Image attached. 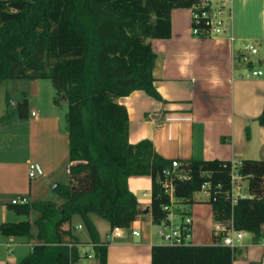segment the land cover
Wrapping results in <instances>:
<instances>
[{"label": "trees", "instance_id": "16d2710c", "mask_svg": "<svg viewBox=\"0 0 264 264\" xmlns=\"http://www.w3.org/2000/svg\"><path fill=\"white\" fill-rule=\"evenodd\" d=\"M202 0H0V80L50 79L53 101L66 96L69 137V181L54 191L62 199L10 204L19 215H40L0 223V234L36 238L17 264H70L81 258L84 243L64 228L81 216L98 264H107V244L90 218L129 229L144 212L129 188L131 175L152 177V221L162 224L171 204L165 182L174 186L173 205L193 204L208 192L214 222L212 244L152 246V264H233L235 248L223 244L230 227L264 234V159L234 164L221 159H188L177 167L159 154L150 139L129 140L128 110L118 101L134 90L160 98L154 86L156 52L150 39L172 35V11L194 8ZM207 18H192L199 36H207ZM29 114L27 94L16 111L0 114V122ZM264 125V110L258 116ZM248 179L246 196H234L233 174ZM206 185V187H203ZM74 245L69 246L68 243Z\"/></svg>", "mask_w": 264, "mask_h": 264}, {"label": "crops", "instance_id": "0c3cea01", "mask_svg": "<svg viewBox=\"0 0 264 264\" xmlns=\"http://www.w3.org/2000/svg\"><path fill=\"white\" fill-rule=\"evenodd\" d=\"M240 1L242 19L236 22L231 9V20L227 19L222 32L207 36L194 33L192 7L173 9L171 37L150 39L156 52L154 86L160 98L134 90L118 99L128 110L130 142L150 139L159 154L179 162L221 159L237 164L243 159H264V125L257 119L264 110V75L249 76L252 69L264 67V4L259 6L261 28L256 32L250 27L254 0ZM251 38L258 43H250ZM251 45L257 53L251 52ZM243 54L250 55L251 61H244ZM24 80L28 117L0 122V223L28 217L32 221L31 214L22 218L15 213L9 206L12 200H38L55 192L58 182L69 181L68 129L60 105L53 101L54 89L41 83L43 79ZM31 163L37 166L39 177H30ZM236 182L234 195H249L248 179L239 176ZM128 185L144 210L132 223L140 230L139 236L128 230L123 237L110 239V224L105 229L100 216L91 213L90 218L107 244V264H152V246L165 244L159 235L162 225L152 221L150 211L152 177L131 175ZM200 192L195 194L198 202L173 208L193 219L190 243L212 244L214 228L223 226L214 222L208 192L206 196ZM54 201L62 199L57 196ZM71 223L64 228L72 231ZM79 225L77 229L82 228ZM263 237L243 231L233 264H264ZM89 240L78 245L80 255L81 245L93 248ZM37 241L0 234V264H17Z\"/></svg>", "mask_w": 264, "mask_h": 264}, {"label": "built area", "instance_id": "2783aa9c", "mask_svg": "<svg viewBox=\"0 0 264 264\" xmlns=\"http://www.w3.org/2000/svg\"><path fill=\"white\" fill-rule=\"evenodd\" d=\"M214 1H217L216 3ZM228 2H225L224 0H202L199 5L194 6V8H201L203 11L201 14L197 11H193V17L196 18L197 21H199L200 15L207 18V25H209L208 33H220L223 30L224 24L227 21L226 14V5ZM194 33H198L199 29L198 27L193 26ZM252 53H257L258 49L257 47H254L253 45L250 46ZM243 60L246 62H250L251 58L248 54H243L242 56ZM264 75V67H259L257 69H252L249 76H262ZM180 164L178 160H173L172 165L174 167H177ZM37 172V166L34 163L30 164V177H35ZM239 175L237 173L233 174V188L232 193L234 195V186L237 184L236 180ZM165 186L167 191L170 194V200L171 204L165 205V209L169 210V217L166 222L162 223V227L159 230V235L161 236L163 242L168 245H186L190 243V239L192 238V225H193V219L189 213L186 214H178L174 208H173V199H174V186L172 181L165 182ZM203 187H206V185H203ZM235 196V195H234ZM29 202V200L25 197H22L20 199H13L12 204H25ZM179 215L181 216V219L179 221H176L177 217ZM79 227H82V225H79ZM131 230L132 234L135 236H139L141 234L140 230L135 228L131 225L129 229H126L125 227H119L116 226L113 229H111V232L109 234V238H121L124 236L125 232ZM243 236L242 230H236L233 227H230L227 230L226 235L223 238L222 243L229 245L233 248H235L239 242V240ZM264 241V237H263ZM69 246L74 245L73 242L68 243ZM79 245V244H77ZM85 257H92L90 253H86L84 255ZM70 264H74L71 262Z\"/></svg>", "mask_w": 264, "mask_h": 264}, {"label": "rangeland", "instance_id": "374dc122", "mask_svg": "<svg viewBox=\"0 0 264 264\" xmlns=\"http://www.w3.org/2000/svg\"><path fill=\"white\" fill-rule=\"evenodd\" d=\"M215 3L217 1H214ZM242 2L240 0H233L229 1L228 4L226 5V14L225 16H227L228 22L231 20V9H233V17L234 20L237 22L240 19H242V7H241ZM262 4H264L263 0H254L252 1L251 4V13L252 14V25H250V27L256 31V32H260V28H261V23L258 19V13L260 11V7ZM233 7V8H232ZM260 16V15H259ZM250 43H255L257 44V40L255 38H251L250 39ZM26 80L24 79H7V80H0V114L3 115L5 114L8 110H13L16 111L17 107H18V102L20 100H22L23 98V84L25 83ZM41 83H47L48 86L50 87V89H54V94H55V88L53 86V83L50 79H43L41 80ZM60 107L59 109L62 112V117H63V121L66 122L67 124V111H68V105L60 103L59 104ZM40 173L36 172V177H39ZM55 183L52 184V186ZM52 189V188H51ZM207 192L206 191H201L199 195L202 196H206ZM58 195L55 192H51L50 195H46L45 197H41L40 199H48V200H55L56 197ZM58 198H60L58 196ZM198 202V201H195ZM40 215V213L36 210L31 212V220L33 223L32 228L36 229V226L34 224L35 219ZM28 216H23L22 218H27ZM29 218V217H28ZM103 221V223L105 224L104 228L105 229H109V222L107 220H105L104 218L100 217ZM81 216L78 214H75L72 218V231L73 233H75L77 236H79V238L83 241H87L88 237H89V232L88 229L86 228V226L83 224V221L80 220ZM178 220V219H177ZM78 223L82 224V228L77 229L76 225ZM156 230H158L156 228ZM111 232V230H110ZM109 232V233H110ZM80 251L82 253L81 258L79 259L78 262L74 263V264H98L97 260L95 259V257H85L84 256V252L88 251L91 255H93V248L90 245L84 244L80 246Z\"/></svg>", "mask_w": 264, "mask_h": 264}, {"label": "water", "instance_id": "95a60500", "mask_svg": "<svg viewBox=\"0 0 264 264\" xmlns=\"http://www.w3.org/2000/svg\"><path fill=\"white\" fill-rule=\"evenodd\" d=\"M62 101H63L64 103L67 102V100H66V96H65V95L62 96ZM54 186H56V184H55Z\"/></svg>", "mask_w": 264, "mask_h": 264}]
</instances>
